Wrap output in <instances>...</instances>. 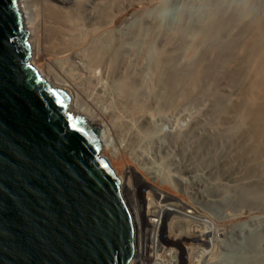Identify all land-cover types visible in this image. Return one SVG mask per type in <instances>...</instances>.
I'll return each instance as SVG.
<instances>
[{
  "label": "bare ground",
  "instance_id": "1",
  "mask_svg": "<svg viewBox=\"0 0 264 264\" xmlns=\"http://www.w3.org/2000/svg\"><path fill=\"white\" fill-rule=\"evenodd\" d=\"M125 1L19 0L32 49L29 61L50 85L69 94L68 110L73 115L85 117L93 127L98 128L101 153L106 150L113 159L123 161V174L119 176L122 193L138 208L137 189L132 187L135 185L133 179H136L146 187L140 198H146L151 203L149 199L154 195L157 197L155 200L165 201L169 194L155 188L154 183L171 186L172 175L167 173L169 171L159 174L156 167H164L166 162L168 167L177 170V164L185 165L184 172L191 174L188 171L191 163L186 164L193 159L189 155L188 140L196 136L205 107L214 109L218 106L216 93H210L206 83L214 81V78L218 82L226 71L225 86L228 88L225 95L231 94L232 97L230 108L222 118L228 122L236 120L246 141L242 153L235 155L238 162L232 165H237L238 172L242 171L249 187L254 182L255 166L261 163L259 178L262 181L259 180V187L263 190L264 13L240 28L244 39L238 43L228 37L229 31H225L224 24H221L218 29L223 31L222 42L219 40L207 47L197 64L192 66L185 56L182 58L173 54L178 43L174 42L170 32L161 30L158 25H133L131 30L127 27L126 31V25L123 27L122 24ZM204 25H212L211 19ZM202 33L201 39L207 42L214 29L207 26ZM151 49L149 57L147 53ZM225 52H228V58L223 55ZM37 59L43 62V68L35 65ZM206 77L209 79L205 83ZM192 147L191 156L193 154L194 157L199 147ZM174 149H180V157L174 156ZM235 158L234 162L237 161ZM226 161H223L224 164ZM194 164L197 168L201 167V160ZM196 166L192 167L193 172ZM238 177L241 179L242 176ZM248 189L241 190L242 196H248L245 194H248ZM186 201L154 208L143 206L140 211L130 209L137 235V239L134 238L135 249L152 253L155 248L164 250L162 246L169 243L179 246L182 251H189L188 256L182 254L185 259L181 258L186 264H228L224 252L229 247L226 241L231 242L232 238L223 241L225 237L222 233L218 234L220 230L203 226L199 230L192 227L187 231V223L201 225L207 222L212 225V219L201 215L202 209L198 205L202 203ZM247 202V205L250 204V201ZM143 213L157 218L156 221L146 219L153 227L147 232L144 229L147 240L140 238L144 233H140L138 225V214ZM166 214L171 217L160 230ZM204 214L208 216L206 212ZM194 231L204 238L203 246L190 244ZM247 237V244L251 243ZM257 238L264 245V234L255 236L253 240ZM202 247H205L203 258ZM261 251L263 253L264 246ZM175 258L174 254L173 260ZM239 258L235 264H244ZM263 258L260 261L264 262ZM167 262L174 264L168 257Z\"/></svg>",
  "mask_w": 264,
  "mask_h": 264
},
{
  "label": "water",
  "instance_id": "2",
  "mask_svg": "<svg viewBox=\"0 0 264 264\" xmlns=\"http://www.w3.org/2000/svg\"><path fill=\"white\" fill-rule=\"evenodd\" d=\"M28 34L19 0H0V264H129L120 177L98 128L29 61Z\"/></svg>",
  "mask_w": 264,
  "mask_h": 264
},
{
  "label": "rangeland",
  "instance_id": "3",
  "mask_svg": "<svg viewBox=\"0 0 264 264\" xmlns=\"http://www.w3.org/2000/svg\"><path fill=\"white\" fill-rule=\"evenodd\" d=\"M125 4L126 9L122 14V24L123 27L126 25V31L128 28L131 30L133 25H158L161 30L170 32L174 42L178 43V46L176 45V47H174L173 54L179 57L185 56L184 58L188 59L192 66L197 64L207 47L213 43H217L219 40L222 42L223 31L221 32L220 29H218L221 24H224L222 27L225 31H229L228 37L238 43L244 39L243 33L240 32V28L251 20L259 19L264 13V0H126ZM210 19L212 25H204ZM235 23L237 25H234ZM207 26L214 29V33L206 42L203 41L200 36ZM156 46L157 45H155V47ZM152 51L153 49H151V52L150 50L148 51L147 55L150 54L149 57ZM223 55L228 58V52H225ZM35 65L39 68L44 67L43 62L39 59L35 61ZM216 69L218 71V66ZM208 79L209 77L205 78V83ZM214 81H208L206 87L210 93H216L218 106L214 109H212V107H205L203 110L202 123L195 131L196 136L192 140H190L191 138L188 140V144H190L189 155L193 159L190 162H188V160L186 164L191 163L188 166L190 169L187 167L191 174L184 172L185 165L179 166V164H177V170H173V168L168 167V163L164 161V167L157 166L156 169L159 170V174L169 171L167 173L172 175L171 183L173 184L169 186L164 183L156 182L154 185L155 188L169 194V197H167L165 201L163 199L155 200L157 197L154 195L149 199L151 203H148L146 198H140L141 192L146 191L144 190L146 187L136 179H133L135 185L133 184L132 187L134 190L137 189L136 199L138 200V208L128 200L125 193L123 196L131 210L133 208L139 210L143 206L145 208H154L157 205H179L180 200L191 201V203L200 202L202 204L200 206L198 205V207L202 209V213L206 212L208 217L212 219V225L207 222H203L201 225H199V223L189 224L185 222L188 224L185 227L187 231L191 230L192 227L199 230L201 226L210 230H220L218 234L222 233L224 235L225 238L223 241L232 238L231 242L228 240L226 241L229 247L226 249V252H224V258L229 261L228 264L232 262L235 264L239 257L242 258L239 259L240 261L242 260L244 264H263L264 262L260 261L264 254V251L263 253L261 251L264 246L263 242L260 243L258 238L256 241L253 240L255 236L264 234V189L261 190L259 187L261 163L257 161L260 165L257 164L258 168L257 165L255 166V171H257L254 175L256 177L252 176L254 182L248 187V181L244 178L245 176L243 177L242 171L238 172L240 170H238L239 168L237 169V165H232L238 162L235 155L242 153L246 141L241 134V130L238 128L239 126L236 120L228 122L226 119L222 118L225 112L230 108L229 105L232 97L231 94L230 96L225 95V90L228 88V86H225L227 71L223 73L222 78H220L218 82H216L215 78ZM192 111L194 110L192 109ZM197 145L199 151L192 157V146ZM105 151L102 153L108 157L117 175H122L123 161H120V159H113L112 156ZM179 152L180 149H174V156L180 157L181 153ZM197 153H200V155H197ZM233 158L237 161L234 162ZM199 159L201 160V167L197 168L196 164H194L196 170L193 172V163H199ZM223 161H226L225 164L228 163L226 165L227 167H224L225 164ZM220 164L223 166H220ZM228 166L230 169H228ZM235 166L236 168L234 169ZM160 168L162 170H160ZM238 176H242L241 179H239ZM242 178L244 179L242 180ZM238 180H242L243 182L239 181L240 183H238ZM261 181L262 180H260V182ZM242 183L243 187L241 186ZM246 188H249L248 194L247 192L245 193L248 195L245 196L247 199L242 196L243 193L241 194V190L244 191ZM247 201H250V204L247 205ZM241 203L245 206H242ZM144 215V213L138 214V225L141 230L143 227L141 225H143ZM154 217L153 215V217L148 219L154 221ZM170 217L171 215L169 216V214L163 217L164 221L161 222L160 230H163L162 224L165 223V225H167ZM220 217H223V219ZM150 221L146 222V226L144 224V228L148 227L150 230L153 228L150 226ZM213 222H215V224H213ZM166 228L169 229V227ZM248 235L251 237H247ZM246 237L251 240H249L251 243L247 244L245 240Z\"/></svg>",
  "mask_w": 264,
  "mask_h": 264
},
{
  "label": "built area",
  "instance_id": "4",
  "mask_svg": "<svg viewBox=\"0 0 264 264\" xmlns=\"http://www.w3.org/2000/svg\"><path fill=\"white\" fill-rule=\"evenodd\" d=\"M201 215H203L206 219L209 218L204 213H202ZM143 217H144V219H143V223H142L143 225H141V226H143L142 227V230H141V234L144 233V229L145 228H146V230L149 229L148 227H145L144 228V224L146 226V222H147L146 219L147 218H151L153 216L150 217V216L144 215ZM153 219H154V221H156V218L155 217ZM213 224H215V222H213ZM135 234H136V231H135ZM135 236H137V235H135ZM140 238L142 240H143V238L145 240H147L148 239V235L144 233ZM135 239H137V237ZM195 239H197V241H195ZM203 239L204 238L202 237L201 234H199V233H197V232L194 231L193 234H192V239H191V242L192 243H190V244L192 246H194V247L203 246ZM190 244L188 246H190ZM162 247L165 248V249L163 250L161 248V250L158 251V249L155 248L152 253H149L148 250H146L144 252H141L140 250L135 249L134 256L130 260L129 264H141L140 261H143L142 264H165V263L168 264L167 257L168 258H171V260L174 261V264H186L185 263V260H184L185 258H184L183 255L188 256V254H189L188 252L189 251H187V250L182 251V248H180L179 246H175V245H172L171 246V244H169V243L166 246L164 245ZM135 248H136V246H135ZM204 249H205V247H202V250H201V258L205 257V255H204ZM190 250L197 252L196 249L194 250L193 248H190ZM174 254L176 255L175 260H173V255ZM181 258H184V259H181Z\"/></svg>",
  "mask_w": 264,
  "mask_h": 264
}]
</instances>
